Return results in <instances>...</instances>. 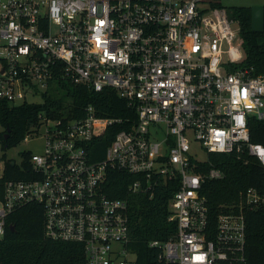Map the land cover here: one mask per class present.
I'll return each instance as SVG.
<instances>
[{
	"label": "built area",
	"instance_id": "2783aa9c",
	"mask_svg": "<svg viewBox=\"0 0 264 264\" xmlns=\"http://www.w3.org/2000/svg\"><path fill=\"white\" fill-rule=\"evenodd\" d=\"M217 0H0V99L32 103L61 80L114 90L135 115L43 112L25 139L44 127L45 145L30 151L25 178L2 184L0 238L18 208L43 207L44 234L84 245L88 264H137L130 249L128 200L110 198V170L134 175L132 194L151 197L169 182L168 220L176 233L161 249L162 264L245 260L243 208L264 206L255 188L211 218L207 180L223 172L209 153L244 150L264 166V147L250 142L249 120H264V75L243 64L239 24ZM105 158L92 160L95 139L109 135ZM4 172V170H3ZM202 256L203 259L196 257Z\"/></svg>",
	"mask_w": 264,
	"mask_h": 264
},
{
	"label": "trees",
	"instance_id": "16d2710c",
	"mask_svg": "<svg viewBox=\"0 0 264 264\" xmlns=\"http://www.w3.org/2000/svg\"><path fill=\"white\" fill-rule=\"evenodd\" d=\"M215 6L225 8L236 20L244 40L245 60L243 64L254 68L255 75H264V31L251 29V7H231L229 10L220 2ZM93 105L100 115L127 118L135 111L127 106L112 89L96 92L83 85H74L61 80L52 83L43 94L40 103L12 105L0 99V142L3 149L18 146L25 140L38 116L47 112L58 118L64 115L82 114L83 108ZM121 127L109 130V135L94 140L91 147L93 161L105 158L106 149L113 135ZM250 142L264 147V120H249ZM30 152H23L26 166ZM208 160L223 172L219 180H207L204 194L209 203L211 218L215 220L221 212L239 206L244 193L255 188L264 194V166L244 150L240 157L236 153H209ZM5 162L0 178L2 184L10 178H25L19 166ZM27 167V166H26ZM135 176L119 170H110L104 192L110 198L128 200L130 227L129 247L136 254L137 264H162L161 249L150 247L153 241L165 242L177 231V224L168 220L169 200L173 195L169 182L163 183L151 197L148 194L129 192ZM246 222L245 260L243 262H219L217 264H264V206L257 209L243 208ZM0 264H88L84 245L79 242L52 240L44 234L43 207L37 203L27 204L13 211L6 218L5 233L0 238Z\"/></svg>",
	"mask_w": 264,
	"mask_h": 264
},
{
	"label": "rangeland",
	"instance_id": "374dc122",
	"mask_svg": "<svg viewBox=\"0 0 264 264\" xmlns=\"http://www.w3.org/2000/svg\"><path fill=\"white\" fill-rule=\"evenodd\" d=\"M228 10L231 7H254V6H264V0H217ZM230 16V14L228 13ZM231 17V16H230ZM28 100L32 103L42 102V97L35 95L28 97ZM3 131V128L0 124V133ZM44 127L40 128L36 136L30 137L29 139L23 140L18 146L3 149L0 142V178L3 175V170L5 168V162L13 160L16 164L20 165L22 161V153L25 151H30L32 153H40L43 151L45 140H44Z\"/></svg>",
	"mask_w": 264,
	"mask_h": 264
},
{
	"label": "water",
	"instance_id": "95a60500",
	"mask_svg": "<svg viewBox=\"0 0 264 264\" xmlns=\"http://www.w3.org/2000/svg\"><path fill=\"white\" fill-rule=\"evenodd\" d=\"M251 29L254 32H263L264 31V6H254L251 7ZM12 165H15V162H11Z\"/></svg>",
	"mask_w": 264,
	"mask_h": 264
},
{
	"label": "snow or ice",
	"instance_id": "6c2138e0",
	"mask_svg": "<svg viewBox=\"0 0 264 264\" xmlns=\"http://www.w3.org/2000/svg\"><path fill=\"white\" fill-rule=\"evenodd\" d=\"M197 259H203V257L202 256H198V257H196Z\"/></svg>",
	"mask_w": 264,
	"mask_h": 264
}]
</instances>
